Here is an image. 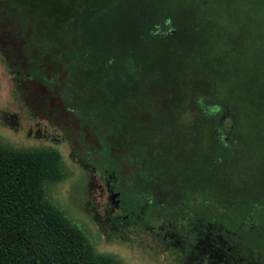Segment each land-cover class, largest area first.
Listing matches in <instances>:
<instances>
[{"label": "trees", "instance_id": "obj_1", "mask_svg": "<svg viewBox=\"0 0 264 264\" xmlns=\"http://www.w3.org/2000/svg\"><path fill=\"white\" fill-rule=\"evenodd\" d=\"M0 54L122 204L264 260V0H0ZM59 166L0 146V264H116L46 199Z\"/></svg>", "mask_w": 264, "mask_h": 264}, {"label": "rangeland", "instance_id": "obj_2", "mask_svg": "<svg viewBox=\"0 0 264 264\" xmlns=\"http://www.w3.org/2000/svg\"><path fill=\"white\" fill-rule=\"evenodd\" d=\"M170 31V25L164 24L150 29V35L162 37ZM0 146L59 154L60 179L46 184V199L85 235L95 253L110 256L116 264H264V260H244L217 240L204 239L205 234L189 239L172 222H153L141 215L135 223L125 218L110 186L112 172L79 159L67 133L32 116L17 99L1 54Z\"/></svg>", "mask_w": 264, "mask_h": 264}, {"label": "flooded vegetation", "instance_id": "obj_3", "mask_svg": "<svg viewBox=\"0 0 264 264\" xmlns=\"http://www.w3.org/2000/svg\"><path fill=\"white\" fill-rule=\"evenodd\" d=\"M113 177H114V175H113ZM115 179L113 178V180L112 181H110V186L112 187V189L114 190V192L117 194V203H119L118 204V209H119V211L121 212V214L125 217V218H127L129 221H132L133 223H135V221L137 220V218H138V215H139V213H138V211L137 210H135V209H131L130 207H127L125 204H122L121 202H120V198H119V192L116 190V185H115ZM209 238V240H211V242L213 241V237H216V239H218V237L217 236H214V235H210V232H206L205 233V237H204V239L205 238ZM213 243V242H212ZM212 243H210L209 244V246H211V247H213V244ZM212 249V248H211ZM215 250V249H214Z\"/></svg>", "mask_w": 264, "mask_h": 264}]
</instances>
